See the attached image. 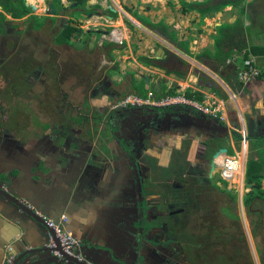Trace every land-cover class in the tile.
I'll list each match as a JSON object with an SVG mask.
<instances>
[{
	"label": "rangeland",
	"instance_id": "rangeland-1",
	"mask_svg": "<svg viewBox=\"0 0 264 264\" xmlns=\"http://www.w3.org/2000/svg\"><path fill=\"white\" fill-rule=\"evenodd\" d=\"M51 1L45 0L44 3V0H26L27 5L35 8L34 15L41 18V21L45 20L46 5ZM62 1L65 7H70L66 0ZM119 1L124 5L122 0ZM239 1L241 2L240 7H232L230 11L224 13L237 19L240 18L244 22L246 18L244 16L248 15V12L250 13L251 6L249 3L248 7L249 0ZM102 2L104 1L102 0ZM95 7L91 11L98 15H93V17L72 13L71 9L68 8L70 10L64 9V12L63 9L61 10V18L66 21V16H69L75 27L80 28L81 26V29L82 27L84 29L89 27L88 31L92 33V39L97 44L98 54L96 56L89 57L84 51L81 53L82 48L72 49L67 45L55 43V37L62 33L65 27L61 20L55 23L45 22L40 30H35L34 23L24 19L25 22L22 20L18 32L1 35L0 140H9L6 147L10 151V144L12 143L10 139H18L24 134L31 135L30 138L37 137L39 139L49 135L48 138L51 139L43 141L39 148L36 144H24L22 145L23 151L12 155V159H6L12 162L21 160V169H27L30 162H35L34 165L30 166V171L35 174L36 179L40 178L41 182L48 181L51 183L52 180H56L60 184L63 172H65L69 179L66 183L70 184L71 187V184L73 185L72 178L76 177L73 176V171L77 170L76 175H78L82 169L79 165L87 164L88 159L86 158L89 156L90 163L96 166L94 171H98L91 176H89L90 169L83 171L86 185L90 187L93 193L91 195L92 201L87 200L90 193L86 196L84 191L78 189L77 199L70 198L68 202L77 208L82 207V209H85L88 204V209H86L88 215L94 214L97 207L103 209L101 214L106 221L105 227L108 226L113 233L120 231L118 223L123 222L120 213L123 211V213H127L118 206V203L125 201V193H123L125 183L116 186V190L108 183L115 185L113 183L115 179L116 182L119 179H124V174L131 169V180L133 184L137 185L131 192V195L137 194L136 199L133 200L136 212L133 239L137 238V240H131L129 244L126 242L125 253L130 255L133 252L136 256L138 255L139 260L126 259L127 261H124L125 256H123L122 251L116 250L113 245L109 249L117 259L125 264H154L157 261H160V264H175L173 262L174 256L179 257L180 264V262L188 260L179 254L184 248L202 264L203 257L205 260L207 258L200 253L208 251L211 247L218 250L220 256H228L229 258L236 256L239 259V263L236 264H262L264 225L259 228L261 222L259 215L261 217L263 215L264 201L257 199L252 205H243V196L250 190L249 185L245 186L243 177L240 178L243 181V186H241L242 181L240 182V180L230 178L229 182L226 181L225 175L222 177L223 179H220L222 172L219 171L221 168L219 166L213 172V177L207 181L203 180L200 185L195 182V185L188 192H186L187 186H182L179 196L172 197L170 186L147 183L154 169L142 165L144 159L137 153L140 146L137 135L142 130L132 132L135 135L129 139L126 138L125 133L120 131L119 127L117 129L108 126L109 109L107 107L118 113L122 110L120 108L115 109L116 106L118 107V103L132 95L129 94L131 93L130 78L123 76V72L128 68L136 70L137 67H135L136 65L130 56L128 58H121L120 56L123 52H127L128 48L118 50V47L109 41L114 23L118 19L110 22L104 20V10ZM242 9L244 15L240 16L241 12L239 13V11ZM78 11L82 12V9ZM120 17L123 18V15ZM146 24L152 26L149 22ZM125 26L127 27V25ZM150 27L142 24L138 26L133 24V27H127L131 37L130 48L133 52L134 48L136 49L134 53L146 48L142 43L150 38V35L147 34H152ZM98 30H100L99 33H94ZM105 41H109V45L107 48L101 49V46H104L102 43ZM110 48L114 51L112 59L108 58ZM74 50L80 51L75 52ZM119 52L121 54H118ZM248 60L250 59L248 58ZM71 63L75 66L71 67ZM76 70L79 74H75ZM230 71L226 70V73L232 75L233 73ZM101 73L104 78L101 77ZM233 77L239 80V74H233ZM113 78L118 80V83L116 81L113 83ZM136 78L138 79L140 76L137 75ZM55 112L56 115L49 118L48 115ZM72 117L82 119L81 127L77 128L73 125ZM46 123L49 126L48 131L42 134L32 133L35 130H40L41 124ZM89 124L93 125L94 135L82 140V138L88 137L87 135L82 137L80 135L89 131ZM83 127L84 130H82ZM97 135L98 138H96ZM229 135L225 137L223 142L219 143L220 146L223 148L232 147L235 153L242 154L243 152L246 158V153L242 151L243 145L240 144V149H238L236 144H231ZM54 140L58 142L54 143ZM131 147H133V151L130 149ZM208 147L206 146L205 150ZM193 149L195 150V148ZM79 150L85 151L84 159L80 157ZM123 155L126 156V163L129 166L127 169L120 164ZM11 169L9 166L8 170ZM91 171L93 173L92 169ZM24 172L26 170H19L18 175ZM106 172L112 173L116 178L110 182L105 177ZM1 174L4 176L7 173L1 172ZM211 182L215 184L214 190L209 187ZM142 183L158 187L146 186L145 188ZM261 188L264 191V182L261 183ZM70 190L68 194L72 193ZM112 190L120 196L114 195ZM164 190L166 191L164 192ZM154 192H159L161 195L158 194V197L152 199L151 195ZM146 197L151 198L146 199ZM160 204H163L164 209L159 207ZM165 205L171 206L169 213L166 212ZM143 208L149 213V218L144 219V221L140 219ZM166 215L174 216L173 222H183L184 225L180 229V234L171 235L167 227L162 225L167 224V222L155 217ZM129 216L127 215L123 219L128 218L130 221L132 217ZM128 221L125 225H129ZM137 223L142 225H136ZM125 233L127 235L126 231ZM16 239L11 242L13 243ZM11 242L8 243L9 246L5 247V251L9 250L10 247L12 249Z\"/></svg>",
	"mask_w": 264,
	"mask_h": 264
},
{
	"label": "crops",
	"instance_id": "crops-1",
	"mask_svg": "<svg viewBox=\"0 0 264 264\" xmlns=\"http://www.w3.org/2000/svg\"><path fill=\"white\" fill-rule=\"evenodd\" d=\"M91 1L90 5L104 10V20L110 22L108 18H112L113 21L118 19L113 27V31L120 33L123 38V45L118 46V50L128 48L127 52L121 54V51L118 54H121V58L130 56L136 65L135 67H137V72L128 68L123 72V76L130 78V86L133 80L137 82V87L142 84V95L138 94L133 87H131V93L129 94H137L140 97L147 98L149 92L153 91L155 97L160 98L183 91L190 99L203 100L207 94L216 96L225 104L226 120L224 122L209 118L187 106L168 108L144 106L141 108L140 114H142L143 120L141 123L142 131L137 135L138 143H140L137 153L144 159L142 165L154 169L147 183L170 186L172 197L179 196L182 186H187L186 192H188L195 185V182L202 179L206 173L207 179L213 177L211 169L213 155L219 148L223 147L219 143L223 142L229 134L231 144H236L238 149H240L241 139L245 135L247 138L246 159L249 154L256 157L257 152L264 146V13H262L264 12V0H249L248 7L250 3L251 10L248 15L244 16L246 17L244 22L240 18L237 19L224 13L230 11V8L236 5L226 8L221 6L224 2L233 1L237 4V7H240L241 2L239 0H122L124 5L119 0H112L109 3H107V0L104 2L102 0ZM98 1H101V3H98ZM185 3L187 5L207 3L206 15L201 17L202 14L195 10L187 15L183 14L182 5ZM110 7L116 11L115 14L109 11ZM121 15H123V18L120 17ZM130 22L135 26L142 24L150 27L146 23L152 24L150 27L152 34L147 33L151 39L149 38L142 43L146 48L138 53H134L136 52L135 48L134 52L130 48L131 37L127 28L128 26L133 27ZM164 28L167 30L173 29V31L171 33L167 32L169 35L167 36L164 33ZM83 29L84 27L79 32L87 36L90 32L88 31L89 27ZM99 32L100 30L94 31V33ZM97 36L100 35L97 34ZM219 38L220 54L216 50V41ZM90 42L94 43L95 41L91 39ZM244 44L245 46H243ZM94 45V47H97L96 43ZM159 48L165 51V57L152 60L150 56L154 55ZM113 52L110 54L111 59L113 58ZM245 54L250 59L247 61H252L255 65L259 76L240 86L242 84L238 78L233 77V74L242 69ZM223 56L228 57L223 64L219 65L218 60L223 59ZM147 63L154 66L147 67ZM226 70H231L233 74L226 73ZM137 75L140 78L137 79ZM145 78H151L153 81L149 84L145 82ZM112 81L115 83V78ZM158 82L161 83V93H157V95L152 89V85ZM116 83H118V80ZM189 94L193 96H189ZM132 108L136 109V107ZM140 114H137V118L140 117ZM143 121H146V123H143ZM88 138L90 137L82 138V140ZM206 146L209 147L205 150ZM230 148L232 149V147ZM114 149L116 148L114 147ZM130 149L133 151V147ZM191 150L193 151L191 152ZM232 150L234 153V149ZM79 153L80 157L84 159L85 151L81 152L79 150ZM122 157L120 164L127 169L129 166L126 163V156L123 155ZM222 157L223 155L220 156L218 161L221 162ZM86 159H88V163L79 165L82 169H80L78 175H76L77 170H71L73 176H76L72 178L73 185L71 184V187L70 184L66 183L69 179L63 172L60 184L56 180H52L51 185L47 187L48 185L42 183L40 178L36 179L35 174H32V182L24 185L19 184L15 189L18 191H21L22 188L28 190L27 194L31 195L34 204L39 203L40 199L43 198L45 200L43 204L46 203L47 205L45 207L46 214L55 220L59 219L62 214L68 215L67 227L70 233L81 241L80 246L82 245L81 248H76L74 252L77 256L80 255L82 261H86L88 264H125L117 259L110 250L106 251V248L113 245L116 250L122 251L123 256H125L124 261L131 260V256L125 253L127 246L125 237L121 233L111 232L108 226L105 227L106 221L101 214L103 209L97 207L92 215L78 214L77 206H73L68 202L70 198L77 199L78 189L84 191L86 196L90 193L87 200L92 201L91 195L93 193L90 187L86 185L83 171L87 169L96 170V166L90 163L89 156ZM124 175V179L120 180L118 178L121 183L119 180L116 182V176L110 172H106L105 177L110 182L115 179L113 183L118 184V186L124 183L125 185L126 183L129 184V180L133 183L131 169ZM108 184L112 185L115 190L117 189L113 184ZM87 186L88 188L85 189ZM241 186H243L242 183ZM245 186L247 185L245 184ZM209 187L214 190L215 184L211 182ZM46 189L52 190L59 200L42 193ZM69 190L72 191V193L69 192L71 194H68ZM112 192L114 195L120 196L118 193L115 194L113 190ZM158 194L160 193H152V199L158 197ZM151 197H146V199ZM121 203L124 210L131 209L128 207L127 203L129 201L126 199ZM102 205L105 206L103 203ZM4 207L3 203L0 202V252L5 251L4 247L13 239H19L22 233L24 239L15 247L13 246L15 256H20L24 251L30 249L47 248L49 235L47 237V232L41 226L32 220L30 221L17 210L14 211L13 218L7 217L3 214ZM80 208L81 213H83V210L88 209V204L85 209ZM121 213L122 218L126 214H130L129 211L124 215ZM146 215L147 210L141 212V217L144 216L145 220H147ZM129 241L131 240L128 238V244ZM176 258L173 257V262L179 264V260ZM138 259L137 255V261ZM60 261L52 251H45L33 253L19 264H61ZM154 264H160V261ZM180 264L192 263L186 260L180 262Z\"/></svg>",
	"mask_w": 264,
	"mask_h": 264
},
{
	"label": "flooded vegetation",
	"instance_id": "flooded-vegetation-1",
	"mask_svg": "<svg viewBox=\"0 0 264 264\" xmlns=\"http://www.w3.org/2000/svg\"><path fill=\"white\" fill-rule=\"evenodd\" d=\"M60 1V5L59 3L57 2V0H52L48 5H46L47 7V12H46V15H45V20L43 21V23L45 22H50V23H55L57 22L58 20H61L62 24L65 25V27L63 28L62 31H64L67 27H72L76 30L75 33H72L70 35L71 37V42L73 43L72 45H67V47H71L72 49H74V39L77 38V43H80L82 41V37L84 36V34L80 33L79 31L81 30V26L80 28L79 27H75L74 25V22L73 20L69 17V16H66V21H64L61 17H62V9H63V12L65 11L64 9L66 10H70L72 11V13H76L78 15L82 14V15H88L90 17H93V15H98L97 13H93L91 10L95 7L93 5H90V1H88L86 3V6L83 8V6H78V3H71L69 2L68 0H66V2L69 4L70 7H65L64 5V2L62 0H58ZM44 3H45V0H44ZM98 4V3H96ZM51 5L52 8L55 10V15H51V11L49 10L48 6ZM90 5V6H89ZM70 8V9H68ZM96 8V7H95ZM79 9H82V12L78 11ZM34 14V12H33ZM0 15H3L6 19L0 23V27H2L3 31H2V34H0V37L1 35H10L12 33H16L18 32L19 30V26L20 24H22V20H14L13 18H11L10 15L4 13L1 9H0ZM35 16V15H34ZM25 20L28 21L27 18H25ZM24 20V22H25ZM30 22V21H29ZM15 23H20L19 25H15ZM43 27V26H42ZM60 31V32H62ZM82 31V30H81ZM156 32V30H154ZM61 34V33H60ZM59 34V35H60ZM92 33H89L87 34V37H86V42L84 43L83 45V50H81V53L82 51L84 52H87L85 53L86 55H88L89 57L90 56H96L98 54L97 52V49L96 47H94L93 49L90 48V41L91 39L93 38V36L91 35ZM58 36L55 37V39L57 38ZM57 40V39H56ZM55 40V41H56ZM109 42V41H108ZM108 42H103L102 44H104V46H101V49L102 48H107L109 43ZM61 45H66V44H61ZM75 52H79L80 50H74ZM109 51V50H108ZM113 52V49L110 48V53L111 54ZM108 54V53H107ZM108 58L111 59V55L108 56ZM113 63V62H112ZM72 65H70L71 67H74L75 65L73 63H71ZM114 64V63H113ZM74 69V68H73ZM115 69V68H114ZM111 71V70H110ZM77 73V70L75 71V74ZM79 74V73H77ZM102 75V73H101ZM105 76V75H104ZM102 78L103 75L101 76ZM109 109V114H108V126L109 127H116L118 129V127L120 128V131L122 133H125L126 134V138H131V137H134L133 133L132 132H137L139 129H141L142 125V114L139 115L140 117L137 118V114H140L141 113V108L142 107H136V109H131V107H127V108H121V107H115L116 108H120L122 109L120 112L116 113L114 111V109H111L109 107H107ZM56 115V112L48 115L49 118H53V116ZM82 119H78V118H74L72 117L71 118V122L73 123V125H75L77 128L78 127H81V124H82ZM146 123V121H143V123ZM93 124V122H92ZM92 124H89V131L86 133V134H81L82 136L84 135H87L88 137H91L94 135V132H93V125ZM118 125V126H117ZM135 126V128L133 129V127ZM41 129L40 130H35L33 131L32 133H44L46 131H48L49 129V126L47 128H43L42 126H40ZM81 130V128H79ZM133 129V130H132ZM82 130H84V127L82 128ZM111 130V129H110ZM39 131V132H38ZM139 133V132H138ZM80 135V136H81ZM131 135V136H130ZM22 137H19L18 139L16 138H12L10 139V141H12V143L10 144V151H8L7 149V145L9 143V140H0V202L3 203V205L5 206L4 209H3V214H5L7 217L9 218H13V213L15 210H17L16 206L12 203V201L9 199L10 197L14 198L15 200H18L19 202L23 203L25 205V207H27L28 209L32 210L33 212H35L37 215H39L45 222H47V224L50 225L51 228L54 229L53 226L55 225H59L61 226L65 231L69 232V228L67 227V224L69 222V217L67 214H62L59 216V219L55 220L51 217H49L46 213H47V210L45 207H47L46 203L43 204V201H45L43 198L40 199V202L39 203H35L37 205L34 204V202L32 201L31 199V195L30 194H27L28 190H25V188H22L21 191H18L15 189V187L17 188L19 186V184H27V183H30L32 182L31 181V176H32V172L30 171V166L33 164H35V162H30L29 163V166L28 168L26 169H21L20 166L22 164V161L19 160L18 162H12V161H9L7 159H12V155L14 154H17V153H20L21 151L24 150V147H22V145L24 144H36L37 145V148H39V145H42L43 141H49L48 136H45V138L43 139H39L37 137L35 138H30L31 135H27V134H24V135H21ZM86 137V136H85ZM30 138V139H29ZM98 138V135L97 137ZM46 139V140H45ZM51 140V139H50ZM132 140V139H131ZM57 143L58 141L54 140V143ZM92 149V148H91ZM220 149V148H219ZM218 149V150H219ZM217 152V151H216ZM215 152V153H216ZM137 154V153H136ZM7 158V159H6ZM6 159V160H4ZM123 162V161H122ZM9 166L12 168L11 170H8L9 169ZM19 170H26V172L24 173H21V175H18L19 174ZM93 170V169H92ZM1 172H5L7 174H5L3 176V174H1ZM90 175L91 174H95L97 173L98 171H94L93 170V173L92 171L90 170ZM105 172V171H104ZM205 180L207 181V173L205 176L202 177V179L198 180L197 182L200 184H202V181ZM128 183H126V187L123 189V192H125V199L127 201H129V203H127L128 207L131 208V212H130V221H128V218L126 219H123L122 216L120 215L121 219L123 222L121 223H118V228H119V232L118 233H121L124 237H125V242H128V238L130 240H137V238L133 239L134 236H133V226L135 224V218H136V212H135V208H134V199H136V196L137 194L134 196V195H131V192L134 191V186H137L136 184H133L131 183V181L129 180ZM42 183H45L46 185H48L47 187H49L51 185L50 182L48 181H43ZM145 186L146 188V184H143L142 183V186ZM113 186H118L117 184L113 185ZM140 186V185H139ZM141 191V190H140ZM42 193H44L46 196H53L55 197V199H57L58 197L56 195H54V193L52 192V190L50 189H46V190H43ZM129 199V200H128ZM70 200V199H69ZM163 203V202H162ZM181 203V202H180ZM43 204V205H42ZM163 204H160V208L161 209H164L162 207ZM87 207V205L85 206V208ZM49 208V207H48ZM47 208V209H48ZM171 208V206L169 205H165V209L167 210L166 212L169 213V209ZM130 210V209H129ZM128 209L125 210V211H129ZM143 210L145 211L146 209L143 208ZM142 210V212H144ZM124 212V211H123ZM122 212V213H123ZM77 213L78 214H87L86 212V209L83 210V213H81V208L78 207V210H77ZM121 213V214H122ZM162 213V212H161ZM125 213H123L122 215H124ZM148 211H147V215H148ZM146 215V218L148 219L149 216ZM127 216V215H126ZM125 216V217H126ZM124 217V218H125ZM163 217V216H162ZM168 217L171 219L172 221V218L174 216L172 215H168ZM156 218L158 220H161V216L158 217L156 216ZM163 218H167V215L164 216ZM187 218H189V216H187ZM29 219V218H28ZM142 221H144L145 217H141L140 218ZM31 221V220H30ZM33 221V220H32ZM126 221H128V224L129 225H125ZM165 222V221H163ZM177 222V221H176ZM175 223V222H174ZM38 224V223H37ZM39 226H41L40 224H38ZM136 225H139L141 226L142 224L141 223H137ZM163 226L167 227V224H162ZM184 224L182 223L181 227L183 226ZM41 228H43L41 226ZM44 231L47 232V237L49 235V238L52 236L50 234V232H48L45 228H43ZM168 230V228H167ZM125 231L127 232V235L125 233ZM169 231V230H168ZM72 234V233H71ZM24 234L22 233V235H20L19 239H16L13 243L11 242V246H12V249L10 247V249L6 250V251H3V252H0V264L2 263H9V264H14L16 262V259L18 256H15V252L13 251V246L15 247L18 243H20V241L22 239H24ZM172 235V234H171ZM26 238V237H25ZM27 239V238H26ZM49 242V241H48ZM10 243V242H9ZM9 246V244L6 245V247ZM82 246V245H81ZM47 248H49L47 246ZM4 250H5V247H4ZM131 256V261H135L137 259V256L135 253H131L130 254ZM174 257H177V256H174ZM139 260V259H138ZM62 264H75V262L71 261V260H66V259H63L60 261ZM83 262V261H82Z\"/></svg>",
	"mask_w": 264,
	"mask_h": 264
},
{
	"label": "trees",
	"instance_id": "trees-1",
	"mask_svg": "<svg viewBox=\"0 0 264 264\" xmlns=\"http://www.w3.org/2000/svg\"><path fill=\"white\" fill-rule=\"evenodd\" d=\"M41 1V0H40ZM71 3H78V6H83V8L86 6V3L90 0H68ZM57 2L60 5V1L57 0ZM206 3H194L191 5H187L186 3L183 6V14H189L190 12H193L194 10L197 12H200L202 15L201 17H204L207 13V5ZM236 5V6H235ZM222 8L230 7V6H235L237 7V4L233 1H227L222 3ZM0 9L11 16L14 20H24L25 18L28 19V21L34 23V29L35 30H40L43 26V21H41V18L34 16L32 8L27 5L26 0H0ZM85 9V8H84ZM205 9V10H203ZM241 14L243 13V10L240 11ZM6 18L3 15H0V23H2ZM164 33L167 34V29L164 28ZM2 27H0V34H2ZM76 30L73 29L72 27H67L58 37L56 38L57 40L55 43L57 45L61 44H66V45H72L73 43L71 42V37L70 35L72 33H75ZM167 36H169L167 34ZM219 46H220V38L217 39L216 41V50L218 51V54H220L219 51ZM245 46V44L243 45ZM228 57V56H227ZM226 56H223V59H219L218 63L219 65L223 64L224 60L227 59ZM248 60V55L245 54L243 57V63ZM147 67L154 66L150 63L146 64ZM243 69V67H242ZM239 74V71L236 73V75ZM134 80L131 83V87H133L134 90L138 92V94L142 95V84L137 87L136 84H134ZM240 86H243L240 85ZM157 94V93H156ZM158 95V94H157ZM196 96V94H194ZM199 95V94H198ZM189 96H193L192 94H189ZM43 128H47L48 124H41ZM237 137H239L237 135ZM251 150V148L249 147ZM229 155L233 154V150L231 148L228 149L227 152ZM263 166H264V146L261 147V150L257 152L256 157H253L252 155H248L247 159L245 160V167H244V183L246 185L250 186L249 192H247L243 196V205L249 206L252 205L255 200H262L264 201V191L261 188V183L264 182V172H263ZM118 206L123 208L122 203H118ZM262 217L259 215L261 222H260V227L264 225V211L262 212ZM161 219L165 222H167V228L170 232V234H180V229L181 225L183 222H173L171 219L167 216V218L161 217ZM215 229V228H214ZM178 236V235H177ZM181 239L180 237H178ZM182 252L179 253L182 255L184 258L188 259L192 264H200L196 257L191 255L190 252H188L187 249H181ZM218 250L214 249L213 247L209 248L208 251L206 252H201L203 256L207 258V260L204 259L202 264H236L239 263V259L235 257L229 258L228 256H220L218 254ZM217 253V254H216ZM179 260V257L177 256L176 258ZM261 263L264 264V256L261 257Z\"/></svg>",
	"mask_w": 264,
	"mask_h": 264
},
{
	"label": "built area",
	"instance_id": "built-area-1",
	"mask_svg": "<svg viewBox=\"0 0 264 264\" xmlns=\"http://www.w3.org/2000/svg\"><path fill=\"white\" fill-rule=\"evenodd\" d=\"M110 43L115 44L117 47L123 45V38L120 33L113 31L109 39ZM240 71V70H239ZM259 72L252 61H246L243 64V69L239 72V81L241 84H246L251 79L257 78ZM120 107H151V108H168L172 106H187L194 109L197 112L204 114L205 116L220 120L224 122L225 117V104L222 100H219L214 95H205L203 100L190 99L187 95L180 91L177 94L162 96L160 98L155 97V93L150 91L147 98L140 97L137 94H132L127 98L120 101L118 104ZM241 145H243L242 151L245 152L246 147V136L243 135L241 139ZM244 153L234 152L232 155H224L221 161L222 176L225 175L226 179L240 180L243 176L244 167ZM54 232L58 239L59 247L62 252L69 256H74L80 259V255L74 252L76 248H80V241L74 237L71 233L65 231L61 226L55 225ZM57 247L55 239L51 236L49 238L48 247ZM54 255L61 258L59 251H55Z\"/></svg>",
	"mask_w": 264,
	"mask_h": 264
},
{
	"label": "water",
	"instance_id": "water-1",
	"mask_svg": "<svg viewBox=\"0 0 264 264\" xmlns=\"http://www.w3.org/2000/svg\"><path fill=\"white\" fill-rule=\"evenodd\" d=\"M32 8V11L35 10V8L33 6H30ZM49 10L51 11V15H55V10L52 8L51 5L48 6ZM109 11L111 13H116V11L112 8H109ZM110 21H112V18H108ZM20 23H15V25H19ZM173 31V29H169L168 33H171ZM86 35L82 37V41L80 43H77V38L74 39V48L75 49H81L83 48L84 43L86 42ZM94 43H90V48L93 49L94 48ZM166 53L162 48L157 49V51L154 53V55H151L150 58L152 60H159L163 57H165ZM153 81V79L151 78H145V82L147 83H151ZM160 87H161V83H153L152 85V89L156 92V93H161L160 92ZM228 152V148H220L214 155H213V160L211 163V169L212 171L216 168V161H218V159L220 158L221 154H227ZM244 163H245V159H244ZM6 176V175H5ZM1 191V190H0ZM12 203L16 206L17 211H19L22 215H24L26 218H29L30 220H33L35 223L40 224L43 228H45L48 232H50V234L52 235V237L55 239V244L57 245V247H53V248H35V249H30L28 251H24L20 256L17 257L16 262L14 264H19V262H21L22 260H24L25 258H27L29 255L33 254V253H37V252H45V251H59L60 254H62V256H64V258L71 260L73 262H75V264H88V262H82L81 260H78L77 258H73L72 256H67L65 254H63L61 248L59 247V242L58 239L55 236V232L54 229L50 227L49 224H47V222H45L39 215H37L35 212H33L32 210L28 209L27 207H25V205L21 202H19L18 200H15L14 198L10 197L9 198ZM110 248H106V251H109ZM21 260V261H20Z\"/></svg>",
	"mask_w": 264,
	"mask_h": 264
},
{
	"label": "clouds",
	"instance_id": "clouds-1",
	"mask_svg": "<svg viewBox=\"0 0 264 264\" xmlns=\"http://www.w3.org/2000/svg\"><path fill=\"white\" fill-rule=\"evenodd\" d=\"M103 1H105V0H103ZM110 1H112V0H107V3H109ZM111 8V7H110ZM109 34V33H108ZM110 35V34H109ZM112 44V43H111ZM247 139V138H246ZM223 148V147H222ZM221 155H223V157H224V155H229L228 153L227 154H221ZM223 157H222V159H223ZM245 160H246V158H245ZM222 161V160H221ZM219 166H221V162L220 161H216V168L213 170V172L219 167ZM244 167H245V163H244ZM244 167H243V179H244ZM219 171H221L222 172V169L220 168L219 169ZM216 172H218V171H216ZM223 176H222V174L220 175V179H223L222 178ZM226 181H228L227 179H225ZM242 180H240V182H241ZM229 182V181H228ZM242 184H243V181L241 182ZM245 184V183H244ZM80 243H81V241H80ZM80 248H81V246H80ZM52 251V253L54 254V252L55 251H53V250H51ZM63 254H65V253H63ZM66 255V254H65ZM54 256H56V255H54ZM61 256H62V254H61ZM67 256H69V255H67ZM57 257V256H56ZM58 259H60V260H63L64 259V256H62L61 258H59V257H57ZM77 258V257H76ZM78 259V258H77ZM78 260H81V259H78ZM82 261V260H81ZM84 262V261H83ZM86 262V261H85Z\"/></svg>",
	"mask_w": 264,
	"mask_h": 264
},
{
	"label": "bare ground",
	"instance_id": "bare-ground-1",
	"mask_svg": "<svg viewBox=\"0 0 264 264\" xmlns=\"http://www.w3.org/2000/svg\"><path fill=\"white\" fill-rule=\"evenodd\" d=\"M32 1V0H31ZM34 2V1H33ZM37 6V5H36Z\"/></svg>",
	"mask_w": 264,
	"mask_h": 264
}]
</instances>
